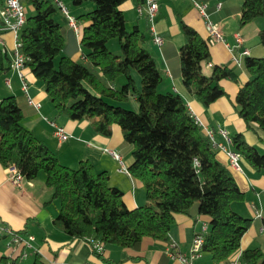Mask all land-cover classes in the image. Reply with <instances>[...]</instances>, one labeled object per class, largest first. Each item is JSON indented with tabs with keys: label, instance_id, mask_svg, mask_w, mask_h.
I'll list each match as a JSON object with an SVG mask.
<instances>
[{
	"label": "trees",
	"instance_id": "trees-1",
	"mask_svg": "<svg viewBox=\"0 0 264 264\" xmlns=\"http://www.w3.org/2000/svg\"><path fill=\"white\" fill-rule=\"evenodd\" d=\"M92 1L95 7L78 16L86 23L80 41L86 59L63 53L56 64L70 33L56 18L61 6L56 0H30L34 13L20 30L21 51L28 58L26 66L44 81L59 113L90 119L105 135L112 134V124L121 127L123 152H130L133 158L128 170L143 182L147 201L128 207L123 190L110 183L107 171L95 170L89 159H82L78 167L62 163L22 123L29 110L23 95H7L0 101V163L15 166L27 179L45 171L53 199L60 202L55 222L73 237L132 247L144 236L168 241L176 213L206 214L211 229L203 250L217 261L229 262L240 253L242 236L253 220L233 207L235 201L244 199V191L229 166L217 157L216 142L203 130L183 96L158 89L162 74L145 45L146 34L137 25L127 27L120 7L127 0ZM239 11L245 25L264 15V0H242ZM182 30L183 82L208 105L227 95L220 81H237L238 74L227 64H215L210 73L204 72L203 64L211 57L208 38L184 22ZM259 37L264 46V28ZM112 38H118L121 52L108 47ZM8 59L0 47V74L10 66V62L6 65ZM245 65L250 77L239 87L235 106L248 127L256 124L264 131V55H247ZM131 96L139 103L138 109L123 104ZM231 141L254 167L264 168V151L250 144L242 132L235 133ZM261 222L264 228V214ZM241 259L245 264H264V250L246 248ZM15 260L2 256L3 264ZM31 264L47 262L36 255Z\"/></svg>",
	"mask_w": 264,
	"mask_h": 264
},
{
	"label": "crops",
	"instance_id": "crops-1",
	"mask_svg": "<svg viewBox=\"0 0 264 264\" xmlns=\"http://www.w3.org/2000/svg\"><path fill=\"white\" fill-rule=\"evenodd\" d=\"M60 1L61 7L64 6L69 15L76 19L79 27L76 31L65 15L64 22H61L70 33L64 50L71 54L73 59H86L80 46L86 23L79 20L78 16L93 9L92 0L81 5L75 4L74 0ZM196 1L158 0L159 10L153 22L157 33L163 37L162 44L154 40L146 0H127L120 7L125 14L127 27L132 29L137 25L146 34L145 45L155 57L162 74L158 89L162 92H178L183 96L203 130L216 142L217 157L229 166L244 191V199L235 201L233 207L253 219L242 236L238 254V264H245L241 259V251L250 247H260L264 250V228L261 222L264 214V168L254 167L244 154H241L239 159L240 168H235L230 163L228 152L236 150L231 137L237 132H242L250 144L255 145L261 152L264 151V131L256 124L248 127L235 106L239 87L250 77L245 65L247 55L242 54L243 49L249 48L248 55H264V46L259 37L260 30L264 28V15L242 25L239 11L242 0H198L208 3L210 18L218 23L226 42L229 43H210L211 57L203 64L204 72L210 73L215 64H227L238 74L237 81L222 79L220 83L227 95L206 105L184 84L180 64L181 46L185 41L183 22L195 28L202 37L208 38L206 19ZM2 3L3 0H0V4ZM23 4L27 16L34 13L30 0L28 7L24 2ZM1 24L0 21V47L11 60H7L6 65L10 62V66L0 74V101L3 97L14 94L23 95L27 99L30 97L33 103H39L36 108L28 100L29 110L22 118V123L38 138L44 140L62 163L76 167L82 159H89L95 170L107 171L110 183L123 190L128 207L144 204L147 201L146 188L143 182L128 170L133 158L130 152H123L121 127L114 123L111 125L112 134L105 135L96 130L90 119L77 120L65 113H59L44 81L38 79L30 67L25 65L23 77L12 67L16 34L13 30L1 29ZM237 32L242 34L244 41L232 47L236 44ZM234 55L239 57V63L233 58ZM136 79L138 82L137 76ZM24 81L27 83V91ZM52 122L63 126L69 137L60 140L54 133ZM106 148L117 151L120 158L106 151ZM11 173L8 166L0 163V224L9 226L24 238L29 234L34 238L30 240L31 245H28L11 242V234L0 233V264H3L2 256L15 258L14 264H31L36 255H41L47 264H180L175 255L189 252L194 236L198 233L206 235L211 229L209 215L179 212L175 215L168 241L144 236L137 246L105 244L99 252L91 240L73 237L56 224L60 202L53 199V189L46 184L45 174L40 173L34 179L23 178L21 183H14L10 180ZM171 242L174 245L170 247ZM170 250L174 255L170 254ZM23 252H27V256H20ZM194 264H228V261H217L209 251L202 250L194 259Z\"/></svg>",
	"mask_w": 264,
	"mask_h": 264
},
{
	"label": "built area",
	"instance_id": "built-area-1",
	"mask_svg": "<svg viewBox=\"0 0 264 264\" xmlns=\"http://www.w3.org/2000/svg\"><path fill=\"white\" fill-rule=\"evenodd\" d=\"M59 4H62L60 0H56ZM147 3V13L149 20L151 22V29L154 34V40L158 44L163 43V37L159 35L156 31L155 25H154V17L157 14L159 10V2L158 0H146ZM196 5L199 7V10L201 14L206 19V28L208 31V40L210 43H214L215 41H224L227 45H229L228 42H226V39L224 37V34L218 25V23L214 22L210 18V13L208 10V3L206 1H196ZM68 18L70 25L76 30H79L78 23L76 19L68 14V11L64 8ZM0 18L2 20L1 29L6 30H13L16 34V46H15V52H14V58L12 60V67L16 68L20 75L23 77V68L25 67V63L27 61V56L23 54L21 51V42L19 40V33L24 24L27 20V13H26V7L23 4L22 0H3V3L0 4ZM236 44L232 45V47L237 46L241 44L244 41V37L240 32H237L235 34ZM250 53L249 48L245 47L242 51V54L248 55ZM237 63H239V57L235 56L233 57ZM24 88L27 91V83L24 81ZM28 100L33 103V100L28 97ZM36 108H38L39 103H33ZM54 125V133L60 140H65L69 137L68 132L63 126H60L56 124L55 122H52ZM106 151L113 154L116 158H120V154L115 151L111 150L109 148L105 149ZM229 157H230V163L235 168H240L239 159L241 157V153L236 150H229ZM10 171L12 172L10 175V180L14 183H21L23 180L22 174H20L15 166H8ZM261 215V214H259ZM0 233H7L12 235L11 242L16 243H24V244H30V240L34 237L32 235H28L27 238H24L21 234L14 231L7 225L0 224ZM205 235L202 233H198L194 236L192 241V246L189 252H180L177 255H175L180 264H194V259L200 254V252L203 250V244H204ZM91 241L94 244V247L97 251H102L104 248L103 243H101L99 240L91 239ZM174 243H170V247L173 246ZM171 255H174V253L170 250L169 251ZM20 256L25 257L27 256V252H23L20 254ZM239 258L238 256L234 259L230 260L228 264H238Z\"/></svg>",
	"mask_w": 264,
	"mask_h": 264
},
{
	"label": "rangeland",
	"instance_id": "rangeland-1",
	"mask_svg": "<svg viewBox=\"0 0 264 264\" xmlns=\"http://www.w3.org/2000/svg\"><path fill=\"white\" fill-rule=\"evenodd\" d=\"M22 2H24L25 4H26V6L28 7V5H29V0H22ZM91 3H92V5H93V8L95 7V4H94V2H92L91 1ZM70 5H68V7H69ZM27 13V12H26ZM68 14H69V12H68ZM65 15L67 16V14L64 12V10H63V8L60 6V8H59V10H58V12H57V14H56V18H57V20H59V21H62V22H64V18H66L65 17ZM71 15V14H70ZM108 47L110 48V50H112L113 52H117V53H119V52H121V48H120V44H119V40H118V38H112L109 42H108ZM85 48L82 46V50H84ZM64 52H62L60 55H58L57 57H56V64H57V62H59V58H60V56L63 54V53H65L66 52V50H63ZM67 53V52H66ZM137 74V73H136ZM137 77L139 78V80H138V85H141V79H140V76L137 74ZM1 79V78H0ZM118 84H119V82H118ZM125 106H127V107H129V108H135V109H138V106H139V103L137 102V100H136V98L134 97V96H131L126 102H124L123 103ZM78 165V164H77ZM77 165H75L76 167H78ZM69 166H71V167H74V166H72V165H69ZM41 174H45V171L44 170H42L41 172H40Z\"/></svg>",
	"mask_w": 264,
	"mask_h": 264
}]
</instances>
